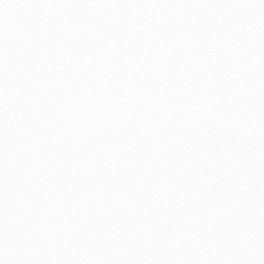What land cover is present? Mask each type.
<instances>
[{
	"label": "snow or ice",
	"instance_id": "6c2138e0",
	"mask_svg": "<svg viewBox=\"0 0 264 264\" xmlns=\"http://www.w3.org/2000/svg\"><path fill=\"white\" fill-rule=\"evenodd\" d=\"M0 264H264V0H0Z\"/></svg>",
	"mask_w": 264,
	"mask_h": 264
}]
</instances>
